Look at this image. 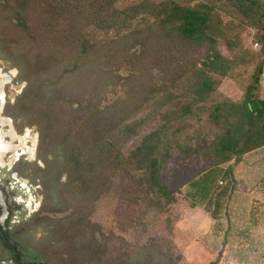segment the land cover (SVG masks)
Wrapping results in <instances>:
<instances>
[{"label":"trees","instance_id":"1","mask_svg":"<svg viewBox=\"0 0 264 264\" xmlns=\"http://www.w3.org/2000/svg\"><path fill=\"white\" fill-rule=\"evenodd\" d=\"M245 29L259 51L243 44ZM0 59L25 84L4 115L39 135L37 162L14 172L33 170L43 199L12 231L6 222L20 247L16 255L0 235L11 264H172L170 242L133 248L92 223L115 177L132 173L143 204L172 231L181 191L164 182L167 164L208 163L187 197L217 220L226 195L214 192L218 176L234 192V169L264 147L263 0H0ZM227 78L242 87L240 101L220 92ZM25 223L46 231L36 250L14 235Z\"/></svg>","mask_w":264,"mask_h":264},{"label":"rangeland","instance_id":"2","mask_svg":"<svg viewBox=\"0 0 264 264\" xmlns=\"http://www.w3.org/2000/svg\"><path fill=\"white\" fill-rule=\"evenodd\" d=\"M239 28L237 27L235 30L238 32L240 31ZM254 33L253 30L245 29L241 32L240 38L246 47L259 51V48L255 47ZM219 49L224 56H231L225 44L221 43ZM0 71L7 79V83L10 80L9 77L12 79L5 89L6 107L8 103H14L16 97L20 95L16 91L23 90L25 84L17 83V70L1 59ZM241 81L247 83V76ZM261 87L260 97L264 99V76ZM220 92L233 101H240L243 96L242 87L231 78L223 81ZM11 120L18 135L22 136L27 130L30 131V139H28V136L26 137L30 142L29 146L36 144V136L38 135L36 128H25L22 132L20 129L23 121ZM203 128L205 135H208L207 125H203ZM136 144L135 140L130 141L126 145L125 151L130 153L136 147ZM201 146H204V140H202ZM21 162L33 164L37 161L27 162L23 158L18 164ZM38 165L43 167L42 163H38ZM224 167H227V165ZM207 168L208 163L203 158L198 157L177 156L166 165L163 172L164 182L172 189L180 188L181 191L176 195L177 204L171 208L169 214L174 226L172 231L169 229L170 224L167 222V216L155 210L147 209L143 204L139 194V181L132 173L126 171L119 172L115 177L113 188L110 194L100 202L92 217V223L97 224L106 235L113 234L133 248L140 249L155 246V244L161 242H170L169 256L173 260L172 264H210L218 257H220L219 264H264V195L259 191L264 186V179L259 177L247 178L248 181L245 178L247 183L241 182V185L238 183L237 189L232 192V184L228 182L220 185L223 176H218L214 192H223L226 195L222 199V209L218 219L212 220L215 229L220 233H218L220 241L217 246L221 250L213 254V252L208 253L204 248L205 250L201 256L199 255L200 252H196L197 257L188 255L190 248L189 242H187L188 237L184 236L183 230H179L178 222L185 212L203 206L200 201H193L187 197L191 189L188 185L191 181L199 178ZM27 175L28 178H21L31 184L36 196L37 206L43 200L40 201V198H42L41 182L39 179H35L33 170L29 171ZM37 187H40V189H37ZM45 232L42 226L36 227L25 223L14 231V235L18 237L24 246L36 250L40 247L39 244L43 240ZM196 242L199 243L200 241L197 240ZM213 248L215 251V247ZM9 258V253L0 243V260H5L6 264H11Z\"/></svg>","mask_w":264,"mask_h":264},{"label":"flooded vegetation","instance_id":"3","mask_svg":"<svg viewBox=\"0 0 264 264\" xmlns=\"http://www.w3.org/2000/svg\"><path fill=\"white\" fill-rule=\"evenodd\" d=\"M3 111L4 109L2 111L0 109V187L8 198L10 212L8 229L12 231L14 226L21 222L22 216L27 219L35 214L37 200L31 184L14 172L21 161L15 162L11 157L18 148L19 135L13 125L6 120ZM0 264H6V261L0 260Z\"/></svg>","mask_w":264,"mask_h":264},{"label":"crops","instance_id":"4","mask_svg":"<svg viewBox=\"0 0 264 264\" xmlns=\"http://www.w3.org/2000/svg\"><path fill=\"white\" fill-rule=\"evenodd\" d=\"M229 166L230 165H227V167L222 166L221 169L226 170ZM234 177L240 185L242 184L241 182L247 183V178L250 177L264 179V147L247 154L242 162L234 169ZM259 191L264 195V186H262ZM178 223L179 230H183L184 236L188 237L187 242H189L188 245L190 247L188 255L190 257H197L196 252H200L199 255L201 256L205 249L208 253L213 252L214 254L215 252L216 254L220 252L221 248L219 250L217 246L220 241V238H218L219 231L215 229L214 221L204 208H192L185 212ZM197 240L200 242L197 243ZM213 247H215V251Z\"/></svg>","mask_w":264,"mask_h":264},{"label":"built area","instance_id":"5","mask_svg":"<svg viewBox=\"0 0 264 264\" xmlns=\"http://www.w3.org/2000/svg\"><path fill=\"white\" fill-rule=\"evenodd\" d=\"M255 47H258V45H255ZM2 72V71H0ZM9 82L7 84H5L2 87L1 93H0V109L1 111L5 108V104H6V86L10 84V82L12 81V79L9 77ZM23 88V87H22ZM17 94H21L22 89L19 91H16ZM6 120L12 124V120L9 118H6ZM28 136V139H30V131L27 130L25 132V134H23L22 136H18V140H19V145L17 150L15 151V153L11 156L15 162H18L21 159H25L27 161H37L36 158V154H37V146H38V135L36 136V144L29 146V141L26 138ZM220 185H223V182L219 183ZM37 189H40V187H37ZM42 200V198H40V201ZM41 203V202H40ZM41 204L35 206L34 208V212H38V210L40 209Z\"/></svg>","mask_w":264,"mask_h":264},{"label":"water","instance_id":"6","mask_svg":"<svg viewBox=\"0 0 264 264\" xmlns=\"http://www.w3.org/2000/svg\"><path fill=\"white\" fill-rule=\"evenodd\" d=\"M8 198L6 193L0 187V235L4 242L10 246L16 255L20 253V247L15 244L14 241L10 240L7 236V226L6 222L9 218V205H8Z\"/></svg>","mask_w":264,"mask_h":264},{"label":"bare ground","instance_id":"7","mask_svg":"<svg viewBox=\"0 0 264 264\" xmlns=\"http://www.w3.org/2000/svg\"><path fill=\"white\" fill-rule=\"evenodd\" d=\"M6 81L7 79H5V76L0 73V92L2 90L3 85L6 83Z\"/></svg>","mask_w":264,"mask_h":264}]
</instances>
